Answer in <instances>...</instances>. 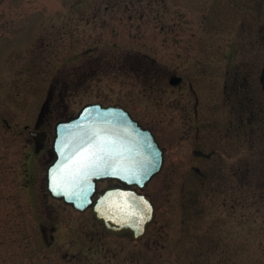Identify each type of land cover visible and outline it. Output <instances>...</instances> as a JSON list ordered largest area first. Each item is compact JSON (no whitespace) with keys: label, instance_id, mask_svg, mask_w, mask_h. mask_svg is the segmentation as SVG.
<instances>
[{"label":"rangeland","instance_id":"rangeland-1","mask_svg":"<svg viewBox=\"0 0 264 264\" xmlns=\"http://www.w3.org/2000/svg\"><path fill=\"white\" fill-rule=\"evenodd\" d=\"M88 103L155 133L161 174L177 205L185 184L188 227L201 231L197 245L179 240V214L174 244L102 238L108 259L264 264V0H0V264H39L41 221L90 222L45 195L53 127Z\"/></svg>","mask_w":264,"mask_h":264},{"label":"water","instance_id":"water-1","mask_svg":"<svg viewBox=\"0 0 264 264\" xmlns=\"http://www.w3.org/2000/svg\"><path fill=\"white\" fill-rule=\"evenodd\" d=\"M180 83L179 77L170 80L173 86ZM37 135V142L46 138L45 134ZM101 138L111 141V156L102 162L100 171L75 176L74 161L85 150H94ZM52 149L54 159L47 166L45 180L53 199L79 212L90 209L108 234L130 236L135 241L144 236L153 217V206L133 187L142 190L164 166V150L150 129L123 107L88 103L55 124ZM104 180L117 181L125 187L110 186L98 195V183Z\"/></svg>","mask_w":264,"mask_h":264},{"label":"flooded vegetation","instance_id":"flooded-vegetation-1","mask_svg":"<svg viewBox=\"0 0 264 264\" xmlns=\"http://www.w3.org/2000/svg\"><path fill=\"white\" fill-rule=\"evenodd\" d=\"M44 109L41 107L37 120L35 122L34 128L30 131V136L32 138V146L36 153L40 152V148L43 145V142L38 141V133H43L41 129L42 117ZM152 131V130H151ZM153 132V131H152ZM155 135V133L153 132ZM156 136V135H155ZM30 138V139H31ZM157 138V137H156ZM158 140V138H157ZM159 141V140H158ZM160 143V142H159ZM52 146V140L50 142ZM162 147V146H161ZM165 152L164 161L166 162L167 150L165 147H162ZM195 151H199L202 154H195ZM218 152L212 151L209 154H206L200 150H193L192 155L200 159L209 160L210 157L217 154ZM49 156L51 157L50 162L54 158L52 147L49 150ZM232 160V159H227ZM49 162V163H50ZM164 162V164H165ZM185 164L191 165L190 159H184ZM48 163V164H49ZM47 164V165H48ZM47 167V166H46ZM193 171L199 176L203 175L196 167H191ZM46 170V168H45ZM162 177V178H161ZM161 178V179H160ZM158 179L154 185L152 184L154 180ZM174 180H171L168 175H162L161 173L155 176L145 188L140 191L144 193L145 196L149 199L153 206V217L150 224L147 227L146 233L140 240H133L130 236L119 237L115 235L108 234L103 225L96 222L92 216L90 209L79 212L73 209L71 206L63 204L61 201L53 199L46 190L45 184V195L51 198L55 202L62 203L65 209L68 210L66 214H71V216L83 217L88 215L90 222H72L68 221L69 218H64L62 221H45L37 223V243L39 244L38 249L36 250V259L39 264H120L111 261L107 258L106 249L103 247L107 238L111 240H123L127 239L130 243L134 245H141V243L146 242L149 247V250L154 251L156 248H159L161 242L170 244L171 242L175 243L178 240L177 231L173 227V222L178 218L180 214L181 222L179 229V240L189 239L193 240L196 245L199 244L201 240V231L199 229H194L192 232L188 223L191 222L188 219L189 205L192 199L186 198V186L182 185L181 189V203L177 205V201H174V193H172V186ZM186 182V181H185ZM110 186L125 187L113 180H104L98 183V195L104 189ZM137 190V188H133ZM151 189V191H149ZM197 200V195L195 196ZM49 211V210H47ZM51 212V211H50ZM53 219V217H52ZM199 228V226L197 227ZM193 235V237H191ZM103 238V240H101ZM173 243V244H174ZM156 246V247H155ZM198 254L200 253L199 249H195ZM116 252L114 256L119 254ZM137 255V253H136ZM138 256V255H137ZM92 259H97L92 262ZM129 264H138V262H133Z\"/></svg>","mask_w":264,"mask_h":264},{"label":"snow or ice","instance_id":"snow-or-ice-1","mask_svg":"<svg viewBox=\"0 0 264 264\" xmlns=\"http://www.w3.org/2000/svg\"><path fill=\"white\" fill-rule=\"evenodd\" d=\"M96 135L99 134L97 133ZM110 144L111 141H106L101 138L97 141L94 150L87 149L82 152L78 159L74 161L77 165L75 176H79L81 172L87 175L92 172L100 171L102 162H106V159L111 156V149L108 147Z\"/></svg>","mask_w":264,"mask_h":264}]
</instances>
